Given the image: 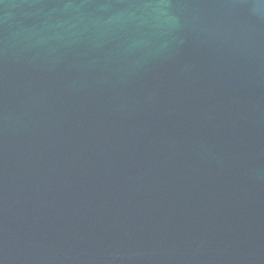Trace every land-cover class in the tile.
Segmentation results:
<instances>
[{"label":"water","instance_id":"1","mask_svg":"<svg viewBox=\"0 0 264 264\" xmlns=\"http://www.w3.org/2000/svg\"><path fill=\"white\" fill-rule=\"evenodd\" d=\"M0 264H264V0H0Z\"/></svg>","mask_w":264,"mask_h":264}]
</instances>
